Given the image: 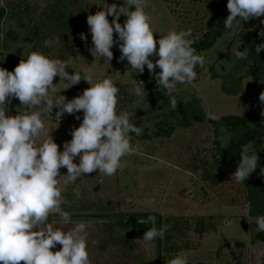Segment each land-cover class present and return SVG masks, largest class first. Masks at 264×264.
Instances as JSON below:
<instances>
[{
    "label": "rangeland",
    "instance_id": "rangeland-1",
    "mask_svg": "<svg viewBox=\"0 0 264 264\" xmlns=\"http://www.w3.org/2000/svg\"><path fill=\"white\" fill-rule=\"evenodd\" d=\"M23 2L21 19L10 17V11L1 16L0 67L12 71L31 52L67 62L69 73L91 67L93 83L106 77L112 79L119 88L117 113L126 111L132 118L137 107L147 108L145 99L149 92L162 89L156 88L154 79L150 80L146 66L143 74L125 72L127 61L117 62L118 46L112 48L114 58L110 65L103 63V58L95 60L88 51L91 34L86 18L102 10L105 0H79L74 10L75 21L69 28L44 32V38L35 41H28L26 37L33 35V29L40 21L50 22L49 13L57 6V0ZM106 2L122 3V0ZM223 2L227 0H148L146 12L151 17L150 25L154 32H158L154 33V38L158 39L159 33L163 35L168 30L188 28L199 31V36L215 20V13L220 11ZM6 3V0H0V13ZM108 19L111 22L112 16ZM125 19L121 15L119 22L123 24ZM258 25L259 19L242 22L241 27L234 24L229 34L203 52L205 68L196 79L177 84L174 95L177 101L182 99L183 108L178 111L185 122L174 112L170 113L178 124L171 137L144 140L130 135L134 151L121 159V168L111 177L98 174V170L74 182L65 183L67 178L60 177L59 186L65 198L62 209L70 213L73 221L90 225V264H156L159 239L149 246L137 240L142 239L143 233L151 227L147 223L149 216L156 217L158 229L160 220L162 227H167L161 252L164 264L177 255L185 256L187 264H256L250 249L239 238L242 231L250 238L256 232L255 217L264 215V198L262 196L259 200L256 214H251L243 185L230 179L234 171L222 174L215 160V140L227 145L230 134L224 128L217 134L215 125L208 119H220L230 114L245 115L251 111L260 113L258 97L264 91V71L260 80H254L244 67L240 71L236 69V59L229 51L237 48L241 51V36ZM80 33L87 35V45L80 39ZM239 75H242L240 80ZM59 80L54 77L53 82ZM136 80L144 81L146 91L142 97L130 94ZM88 87L90 85L81 80L64 90L59 84L57 91L70 100ZM162 103L170 108L168 96L165 95ZM8 107L7 114L10 115L22 111L18 99ZM55 111L54 108L53 114ZM75 115L82 119V112ZM75 115H63L59 125L54 119L45 120L46 128L51 130L50 135L60 146V151H63V143L71 139L70 130L81 122L75 119ZM162 116L157 112L154 119ZM260 118L264 123V118ZM45 138L42 135L37 145ZM74 162L78 163V157ZM206 169L213 171L217 182L206 178ZM60 174L66 175L67 169L61 168ZM73 189L81 193L79 199L74 197ZM137 201H150V204L139 206ZM95 213H102L104 217H90ZM201 217L208 222L203 233L198 231ZM51 219L50 215L49 222ZM53 219L58 221L59 216L54 215ZM61 247L57 245L52 251Z\"/></svg>",
    "mask_w": 264,
    "mask_h": 264
},
{
    "label": "clouds",
    "instance_id": "clouds-1",
    "mask_svg": "<svg viewBox=\"0 0 264 264\" xmlns=\"http://www.w3.org/2000/svg\"><path fill=\"white\" fill-rule=\"evenodd\" d=\"M148 6V0L112 4L105 0L102 10L86 18L91 34L88 51L95 60L103 58V63L110 65L114 58L112 48L118 46L117 62L127 61L125 72L143 74L146 66L150 80L154 79L156 88L165 91L170 107L175 109L177 84L194 81L197 77L194 69L204 66L205 57L192 47L191 28L168 30L154 38L158 32L150 25ZM226 7L229 11L223 20L226 30H231L234 24L241 27L242 22L259 19L257 36L262 42L255 51L257 54L264 51V0H227ZM121 15L126 17L123 24L119 22ZM79 36L87 45V35ZM238 49L229 50L230 55L238 61L246 60L247 47L243 51ZM66 69L67 62L39 52L29 53L12 71L0 67V264H90V225L73 221L70 213L62 209L65 198L59 186L60 177H66L68 183L97 170L106 177L115 175L121 168V159L134 151L130 134L140 136L144 131L142 123L137 126L130 113H117L119 88L111 78L93 83L91 67L71 73ZM54 77L60 78L58 83L53 82ZM81 80L90 87L78 96L69 100L58 94L59 84L64 90ZM145 91L144 81L140 80L130 94L142 97ZM14 99H18L22 111L7 114ZM258 99L259 114L264 118V91ZM54 108L57 111L53 114ZM80 112L82 119L75 115ZM65 114L75 115L81 122L70 130L71 139L63 143L60 151L45 120L54 119L59 125ZM42 135L47 138L37 145ZM239 154L232 181L244 184L258 167L264 177V166L260 165L251 142L241 146ZM77 157L78 163L74 162ZM61 168L67 169L66 175L60 174ZM73 194L76 199L81 196L78 189H73ZM145 203L150 201H137L139 206ZM54 215L59 216L58 221L53 219ZM255 222L256 231L264 232V215L255 217ZM147 223L151 227L142 239H137L145 246L153 245L157 238L163 239L167 231L166 226L159 229L155 226V216H149ZM239 241L250 249L256 264H264V243H253L243 231ZM57 245L62 247L53 252ZM167 264H187V258L177 255Z\"/></svg>",
    "mask_w": 264,
    "mask_h": 264
},
{
    "label": "trees",
    "instance_id": "trees-1",
    "mask_svg": "<svg viewBox=\"0 0 264 264\" xmlns=\"http://www.w3.org/2000/svg\"><path fill=\"white\" fill-rule=\"evenodd\" d=\"M7 5L4 7L0 13V22L1 16L3 13H9L12 18L21 19V8L24 4L23 0H6ZM79 4V0H57V6L51 10L49 13L48 23L46 20L40 21L37 26L33 29V35L26 37L28 41H35L36 39L44 38L43 33H53L56 32L60 27L69 28L71 23L75 21L74 10ZM227 2L222 3L220 11L215 13V20L209 23L208 28L203 30L198 36L199 31L192 30L190 39H192V47L196 50L197 54L202 55L204 51L213 48L218 41L230 33L231 30H226L223 26V20L228 16L229 11L227 10ZM258 27L250 29L241 36V51L247 47L249 55L246 60H235L234 66L237 70H241L243 67L246 69L247 74L251 75L254 80L258 81L262 78L264 71V51H261L259 54L256 53L255 49L258 44L262 41L257 36ZM36 36V37H34ZM42 36V37H41ZM205 68L197 66L194 70L197 75H199ZM242 75L238 76L240 80ZM165 98L164 90L151 91L146 95V104L147 108L145 109L142 106L136 108V114L133 116L135 123L139 126L142 123L144 131L140 136L135 134H130L144 140H153L155 138H169L178 128L177 121L170 116V113L174 112L179 116L178 108H183L182 99L178 101L177 107L166 108L162 103ZM190 98V97H189ZM133 98H130L132 100ZM185 100V99H183ZM161 112L164 116L160 119H154L156 113ZM182 114V113H181ZM184 117H186V111H184ZM136 119H138L136 121ZM185 119V118H184ZM209 122L215 125V130L217 134L222 128L230 134V139L227 145L222 144L218 139L216 142V163L217 167L220 168L222 174H227L229 171H235L238 166V161L240 159V149L241 146L251 142L257 150V154L260 157V165L264 166V123L262 122L259 113L256 111H251L245 115H224L220 119L209 118ZM207 177L214 182L217 180L213 177V171L206 169ZM79 179V178H78ZM245 190V196L250 203V213L256 214L257 207L259 206V200L264 198V177L260 176V168L258 167L249 178L242 184ZM252 188L255 190L253 191ZM236 197H233L235 200ZM264 209V203L262 204ZM90 217H99L103 218L104 215L95 213L90 215ZM161 219V218H160ZM125 222V221H124ZM199 223L198 231L203 233L207 230V224L205 217H201ZM210 226V225H209ZM162 227L161 220L159 222V228ZM159 239V238H158ZM253 243L256 241L264 242V232H255L251 236ZM159 248L157 263L164 264L162 258V249H163V239H159Z\"/></svg>",
    "mask_w": 264,
    "mask_h": 264
}]
</instances>
